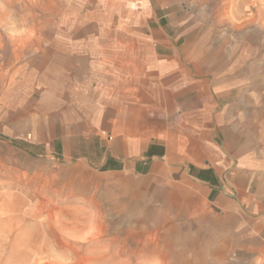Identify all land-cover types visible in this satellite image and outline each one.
<instances>
[{
  "label": "rangeland",
  "instance_id": "rangeland-1",
  "mask_svg": "<svg viewBox=\"0 0 264 264\" xmlns=\"http://www.w3.org/2000/svg\"><path fill=\"white\" fill-rule=\"evenodd\" d=\"M173 1L181 53L226 82L240 152L264 171V0ZM143 10L0 0V264H215L224 255L218 211L181 172L109 174L77 155L102 144L87 137L108 133L90 131L109 110L98 48L126 45L134 63H155L144 40L156 25Z\"/></svg>",
  "mask_w": 264,
  "mask_h": 264
},
{
  "label": "crops",
  "instance_id": "crops-1",
  "mask_svg": "<svg viewBox=\"0 0 264 264\" xmlns=\"http://www.w3.org/2000/svg\"><path fill=\"white\" fill-rule=\"evenodd\" d=\"M110 1L144 9V23L156 25L144 40L154 48L155 63H134L133 49L124 44L118 51L98 48L97 72L101 81L108 79L107 94L102 90L101 95L108 96L103 102L109 110L90 131H107L114 138L87 137L102 144L93 143L92 153L77 154L79 159L109 174L168 178L181 172L218 211L225 251L215 264H264V171L260 163L251 167L240 152L244 133L232 132L239 131L233 121L240 111L226 82L216 80L213 65L181 53L175 1Z\"/></svg>",
  "mask_w": 264,
  "mask_h": 264
},
{
  "label": "built area",
  "instance_id": "built-area-1",
  "mask_svg": "<svg viewBox=\"0 0 264 264\" xmlns=\"http://www.w3.org/2000/svg\"><path fill=\"white\" fill-rule=\"evenodd\" d=\"M113 138H114V137H113L112 134H110V133H107V134H106V140H107V141H112Z\"/></svg>",
  "mask_w": 264,
  "mask_h": 264
}]
</instances>
